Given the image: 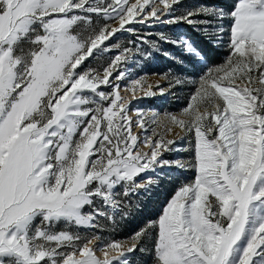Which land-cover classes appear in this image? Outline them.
I'll list each match as a JSON object with an SVG mask.
<instances>
[{
	"label": "snow or ice",
	"instance_id": "snow-or-ice-1",
	"mask_svg": "<svg viewBox=\"0 0 264 264\" xmlns=\"http://www.w3.org/2000/svg\"><path fill=\"white\" fill-rule=\"evenodd\" d=\"M180 4L0 0V264H130L135 251L152 252L153 264H264V0L177 13ZM93 16L105 23L94 27ZM149 21L200 24L217 38L229 33L228 57L191 81L179 115L139 108L128 115L135 101L168 91L144 76L129 79L132 71L121 64L131 49L111 44ZM183 46L199 56L192 42ZM113 50L120 54L102 74L84 67L89 57ZM173 81L184 83L173 77L169 87ZM122 90L133 93L131 100ZM173 126L184 133L176 137L188 139L190 161L163 158L176 143L167 138ZM173 165L191 169L193 179L130 237H81L67 229L103 231L98 217L127 215L124 201L155 183H138L141 174ZM60 222L65 230H54ZM150 233L153 247L146 249Z\"/></svg>",
	"mask_w": 264,
	"mask_h": 264
},
{
	"label": "rangeland",
	"instance_id": "rangeland-1",
	"mask_svg": "<svg viewBox=\"0 0 264 264\" xmlns=\"http://www.w3.org/2000/svg\"><path fill=\"white\" fill-rule=\"evenodd\" d=\"M135 2V0H133ZM236 0H181V4L177 8V13L183 11L186 8H192L199 4L208 6H216L226 11L231 10ZM205 17H197V19H204ZM165 19V18H162ZM105 23L103 17L93 16V26H99ZM107 23L115 26V21H107ZM215 23V21H214ZM231 21L225 19L223 21V27L228 29ZM87 26H81L78 30L85 31ZM90 31V29H88ZM191 33L207 36L212 43L217 44L226 49V55L222 62L229 55L228 39L229 33L225 31L219 38L213 32V30L204 31L203 26L200 24L189 25L185 22L177 24H168L164 22H152L148 24H135L133 25V32L121 31L111 40V44H121L124 47L131 49L130 59L121 64L122 68H127L132 71V76L129 79L139 78L144 76L148 83L153 85L157 81L161 82V85L168 89L163 95L157 94L155 96L145 97L139 101H135L130 108L128 115L135 116L134 109L139 108L145 111L152 110L159 113L161 117L165 113H171L179 115L184 107L189 102L190 94L194 90L192 80H198L200 76L207 72L208 68L216 65H209L200 56L188 53L184 46L183 41H190L189 35ZM143 38V43L137 37ZM164 37L162 39L161 37ZM170 41H176L171 43ZM176 48L177 52L169 54L164 50L166 44ZM105 45H109V42H105ZM139 50V51H137ZM120 54L119 50H113L109 52L96 53L94 56L89 57L85 62V68L98 69L101 74L103 68L108 66L111 59ZM162 56L165 59H169L170 65L162 63L160 68L168 76V80L173 77H178L184 83L176 85L173 81L171 87H169L168 80H165V76L158 74L155 71H145L146 67L155 65L158 61L156 56ZM184 56V58H183ZM187 58V59H186ZM189 58V59H188ZM158 66V65H157ZM119 71V69L117 70ZM115 75V73H114ZM111 79V77H110ZM121 85L129 83V80H121ZM101 90L111 91L110 88L101 85ZM152 91L159 93L160 89L153 87ZM121 95L128 100H131L133 93L130 90H122ZM136 95H140L139 92ZM161 130V129H158ZM134 134L143 137V133L138 127H134ZM176 133L184 135L182 130L178 126H173V132L167 134V138L176 139V143L171 146V151H165L163 158L169 161H190L191 151L189 148L188 139L180 140L175 136ZM143 149L144 146L141 145ZM180 149V150H177ZM195 173L191 169H182L175 165L171 167H156L154 170H148L146 173L141 174V177L137 178V182H144L149 177L155 181V183L149 184L147 190L140 189L138 192L131 194L125 201L124 211L127 215L121 213H113V218L108 219L106 217H98L100 228L90 229L85 227H76L74 225L67 226V229L79 234L81 237L90 235H99L105 239H117L124 240L130 237L134 232L144 227L149 221L156 220L161 213L163 206L171 198L175 190L189 180L193 179ZM122 191L121 189H117ZM97 203H101L97 198ZM87 207L85 211H89ZM39 223V220L36 221ZM66 225L63 222L58 223L55 226L56 231L65 230ZM153 234L150 233L149 238L144 241L143 247L151 249L153 247ZM95 244L96 241H93ZM96 255L103 258L102 252L96 251ZM130 264H153V254L150 251L140 252L135 251L128 255Z\"/></svg>",
	"mask_w": 264,
	"mask_h": 264
},
{
	"label": "trees",
	"instance_id": "trees-1",
	"mask_svg": "<svg viewBox=\"0 0 264 264\" xmlns=\"http://www.w3.org/2000/svg\"><path fill=\"white\" fill-rule=\"evenodd\" d=\"M190 42H192L193 46L197 48L199 52V56L204 59L209 65H218L220 62L223 61L226 55V49L221 47L220 45L212 43L207 36H202L200 34L191 33L189 35ZM166 44V43H165ZM164 50L167 51L169 54L172 52H177L176 48H173L171 45L166 44ZM156 58L159 62L155 65L146 67L145 71H155L158 74H162L165 76L164 71L160 68L162 63H167L170 65V60L165 59L162 56L157 55ZM184 58V56H183ZM187 59V58H186ZM189 59V58H188ZM158 65V66H157Z\"/></svg>",
	"mask_w": 264,
	"mask_h": 264
}]
</instances>
